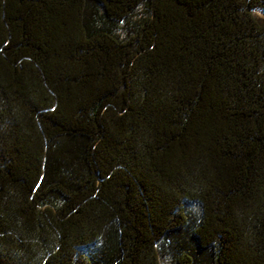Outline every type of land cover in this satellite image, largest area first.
<instances>
[{"label":"trees","instance_id":"trees-1","mask_svg":"<svg viewBox=\"0 0 264 264\" xmlns=\"http://www.w3.org/2000/svg\"><path fill=\"white\" fill-rule=\"evenodd\" d=\"M264 264V0H0V264Z\"/></svg>","mask_w":264,"mask_h":264},{"label":"rangeland","instance_id":"rangeland-1","mask_svg":"<svg viewBox=\"0 0 264 264\" xmlns=\"http://www.w3.org/2000/svg\"><path fill=\"white\" fill-rule=\"evenodd\" d=\"M163 264H166V263H163Z\"/></svg>","mask_w":264,"mask_h":264}]
</instances>
